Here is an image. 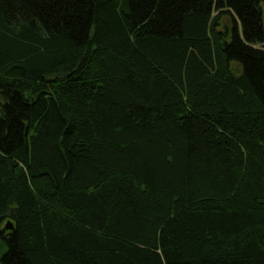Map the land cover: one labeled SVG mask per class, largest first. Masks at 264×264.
Listing matches in <instances>:
<instances>
[{
	"label": "trees",
	"instance_id": "1",
	"mask_svg": "<svg viewBox=\"0 0 264 264\" xmlns=\"http://www.w3.org/2000/svg\"><path fill=\"white\" fill-rule=\"evenodd\" d=\"M262 3L0 0V264H264Z\"/></svg>",
	"mask_w": 264,
	"mask_h": 264
},
{
	"label": "water",
	"instance_id": "2",
	"mask_svg": "<svg viewBox=\"0 0 264 264\" xmlns=\"http://www.w3.org/2000/svg\"><path fill=\"white\" fill-rule=\"evenodd\" d=\"M6 228L11 230V229H13V226H12L10 223H8V224L6 225Z\"/></svg>",
	"mask_w": 264,
	"mask_h": 264
},
{
	"label": "rangeland",
	"instance_id": "3",
	"mask_svg": "<svg viewBox=\"0 0 264 264\" xmlns=\"http://www.w3.org/2000/svg\"><path fill=\"white\" fill-rule=\"evenodd\" d=\"M262 9H263V20H264V3H262Z\"/></svg>",
	"mask_w": 264,
	"mask_h": 264
}]
</instances>
